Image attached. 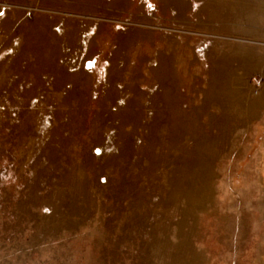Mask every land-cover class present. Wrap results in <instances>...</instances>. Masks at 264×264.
I'll list each match as a JSON object with an SVG mask.
<instances>
[{
	"label": "rangeland",
	"instance_id": "1",
	"mask_svg": "<svg viewBox=\"0 0 264 264\" xmlns=\"http://www.w3.org/2000/svg\"><path fill=\"white\" fill-rule=\"evenodd\" d=\"M0 12V264H264V0Z\"/></svg>",
	"mask_w": 264,
	"mask_h": 264
},
{
	"label": "snow or ice",
	"instance_id": "2",
	"mask_svg": "<svg viewBox=\"0 0 264 264\" xmlns=\"http://www.w3.org/2000/svg\"><path fill=\"white\" fill-rule=\"evenodd\" d=\"M0 15H3V13H2V12H0Z\"/></svg>",
	"mask_w": 264,
	"mask_h": 264
}]
</instances>
